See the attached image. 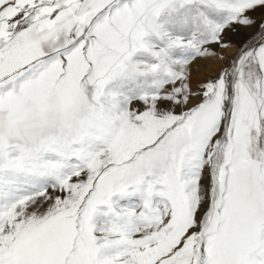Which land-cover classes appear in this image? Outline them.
<instances>
[{
	"label": "snow or ice",
	"instance_id": "1",
	"mask_svg": "<svg viewBox=\"0 0 264 264\" xmlns=\"http://www.w3.org/2000/svg\"><path fill=\"white\" fill-rule=\"evenodd\" d=\"M0 264H264V0H0Z\"/></svg>",
	"mask_w": 264,
	"mask_h": 264
}]
</instances>
